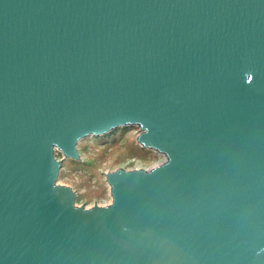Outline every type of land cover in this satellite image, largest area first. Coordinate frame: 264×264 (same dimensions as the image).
Masks as SVG:
<instances>
[{
  "label": "water",
  "instance_id": "1",
  "mask_svg": "<svg viewBox=\"0 0 264 264\" xmlns=\"http://www.w3.org/2000/svg\"><path fill=\"white\" fill-rule=\"evenodd\" d=\"M129 126L163 161L77 204ZM0 264H264V0H0Z\"/></svg>",
  "mask_w": 264,
  "mask_h": 264
},
{
  "label": "rangeland",
  "instance_id": "2",
  "mask_svg": "<svg viewBox=\"0 0 264 264\" xmlns=\"http://www.w3.org/2000/svg\"><path fill=\"white\" fill-rule=\"evenodd\" d=\"M120 129H114L115 132ZM136 126L124 127L114 136H89L79 143L80 161L63 163L59 182L72 186L78 193L77 204H103L110 200L103 171L122 168H150L163 161L162 154L141 148L135 138Z\"/></svg>",
  "mask_w": 264,
  "mask_h": 264
},
{
  "label": "trees",
  "instance_id": "3",
  "mask_svg": "<svg viewBox=\"0 0 264 264\" xmlns=\"http://www.w3.org/2000/svg\"><path fill=\"white\" fill-rule=\"evenodd\" d=\"M123 128H124V127H123ZM123 128L118 129L116 132L123 130ZM116 132H115V130H113V131L107 133L106 135H103V136L100 137V138H103V137H105V136H112V137H113L114 134H115ZM98 137H99V136H96V137H94V138H98ZM100 138H98V139H100Z\"/></svg>",
  "mask_w": 264,
  "mask_h": 264
},
{
  "label": "built area",
  "instance_id": "4",
  "mask_svg": "<svg viewBox=\"0 0 264 264\" xmlns=\"http://www.w3.org/2000/svg\"><path fill=\"white\" fill-rule=\"evenodd\" d=\"M105 203H107V202H105ZM105 203H103V204H105Z\"/></svg>",
  "mask_w": 264,
  "mask_h": 264
}]
</instances>
